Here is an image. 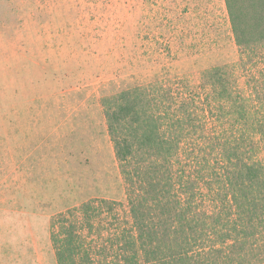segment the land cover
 Segmentation results:
<instances>
[{
  "label": "rangeland",
  "instance_id": "374dc122",
  "mask_svg": "<svg viewBox=\"0 0 264 264\" xmlns=\"http://www.w3.org/2000/svg\"><path fill=\"white\" fill-rule=\"evenodd\" d=\"M219 66L264 98V51L241 52L224 0H0V264H58L52 219L92 199L116 211L88 245L115 241L130 218L103 98L157 81L203 97ZM235 120L217 108L207 131L234 136ZM194 143L195 175L215 174L217 143Z\"/></svg>",
  "mask_w": 264,
  "mask_h": 264
},
{
  "label": "trees",
  "instance_id": "16d2710c",
  "mask_svg": "<svg viewBox=\"0 0 264 264\" xmlns=\"http://www.w3.org/2000/svg\"><path fill=\"white\" fill-rule=\"evenodd\" d=\"M224 1L241 52L264 51V0ZM231 76L225 66L204 72L203 97L157 81L103 98L130 221L115 241L94 246L87 239L116 211L113 202L59 214L51 221L58 264H264V160L249 156L255 137L264 142V98L237 93ZM217 108L236 118L238 134L207 131ZM199 137L220 149L215 174L195 175L184 155Z\"/></svg>",
  "mask_w": 264,
  "mask_h": 264
}]
</instances>
